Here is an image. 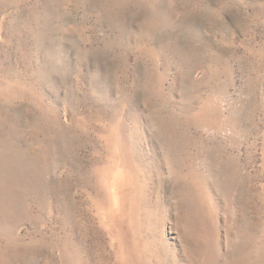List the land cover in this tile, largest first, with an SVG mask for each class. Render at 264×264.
<instances>
[{"label":"rangeland","instance_id":"374dc122","mask_svg":"<svg viewBox=\"0 0 264 264\" xmlns=\"http://www.w3.org/2000/svg\"><path fill=\"white\" fill-rule=\"evenodd\" d=\"M0 264H264V0H0Z\"/></svg>","mask_w":264,"mask_h":264}]
</instances>
